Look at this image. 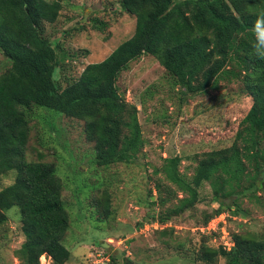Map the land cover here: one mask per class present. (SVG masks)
<instances>
[{"label": "trees", "instance_id": "obj_1", "mask_svg": "<svg viewBox=\"0 0 264 264\" xmlns=\"http://www.w3.org/2000/svg\"><path fill=\"white\" fill-rule=\"evenodd\" d=\"M61 1L0 0V53L8 62L0 74V175L17 172L15 181L0 190V223L8 220L9 209L18 208L25 240L16 256L23 264H39L42 255L52 264H64L70 256L63 245L69 216L57 170L25 159L34 108L83 120L94 157L106 160L117 152L136 112L119 94L116 81L143 55L157 59L183 94L204 93L221 81L242 77L252 99L235 142L201 154L191 177L179 171L180 157L164 160L159 173L176 189L166 186L168 197L159 204L176 202L154 221L166 224L194 208L204 183L219 204L216 217L225 210L238 212V207L232 209L236 202L229 201L231 191L264 189V52L253 47L249 32L264 14V0H120V9L135 17L134 34L104 60L88 64L63 89L53 79L57 51L43 36V24L58 20ZM126 160L131 161L129 153ZM214 216H207L204 226ZM233 240L227 251L202 247L195 261L217 264L223 257L226 264H264V237L235 235ZM109 264L117 261L111 258Z\"/></svg>", "mask_w": 264, "mask_h": 264}, {"label": "rangeland", "instance_id": "obj_2", "mask_svg": "<svg viewBox=\"0 0 264 264\" xmlns=\"http://www.w3.org/2000/svg\"><path fill=\"white\" fill-rule=\"evenodd\" d=\"M119 2L62 0L58 20L43 24V36L57 51L53 79L60 89L132 37L135 17L123 12ZM7 68L0 53V74ZM116 86L136 112L117 152L106 160L94 157V142L87 139L83 120L34 108L28 124L25 159L50 163L63 184L61 199L69 216L63 245L70 252L64 264H109L111 258L117 264H203L195 261L202 247L227 251L235 235L263 238L264 189L255 187L231 191L229 201L236 202L232 209L238 207V212L225 210L217 218L219 204L204 183L194 208L166 224L154 221L176 202L159 204L168 197L166 186L176 189L159 173L166 158L180 157L179 171L189 178L201 154L235 142L252 104L243 78L221 81L204 93L183 94L157 59L143 55L120 74ZM133 146L137 149L125 151ZM16 177L15 170L1 174L0 190ZM207 216L217 218L216 231L204 226ZM7 217L0 223V264H23L16 256L25 240L18 208L9 209ZM223 227L228 235L224 239ZM217 264L226 260L219 257Z\"/></svg>", "mask_w": 264, "mask_h": 264}, {"label": "clouds", "instance_id": "obj_3", "mask_svg": "<svg viewBox=\"0 0 264 264\" xmlns=\"http://www.w3.org/2000/svg\"><path fill=\"white\" fill-rule=\"evenodd\" d=\"M249 32L251 33L253 47L256 48L258 52H264V14H260L259 16H257L253 24L249 28Z\"/></svg>", "mask_w": 264, "mask_h": 264}, {"label": "built area", "instance_id": "obj_4", "mask_svg": "<svg viewBox=\"0 0 264 264\" xmlns=\"http://www.w3.org/2000/svg\"><path fill=\"white\" fill-rule=\"evenodd\" d=\"M220 217V216H219ZM218 218V217H217ZM216 217H215V219L213 218L210 222H209V224H208V226H207V230L208 231H216V226L218 225V224H216L215 226H213V224H214V222L216 221V219H217ZM217 228H218V226H217ZM224 229V227L222 228V230ZM223 232V234H222V239H224L225 238V236H228V235H225L224 234V230L222 231ZM214 233V232H213ZM225 244V246H227V247H230L229 246V244L227 243V242H225L224 243ZM229 249V248H228ZM50 259V257H46V256H42L41 258H40V264H49V262H48V260Z\"/></svg>", "mask_w": 264, "mask_h": 264}, {"label": "water", "instance_id": "obj_5", "mask_svg": "<svg viewBox=\"0 0 264 264\" xmlns=\"http://www.w3.org/2000/svg\"><path fill=\"white\" fill-rule=\"evenodd\" d=\"M106 246V244H102V247H105Z\"/></svg>", "mask_w": 264, "mask_h": 264}]
</instances>
